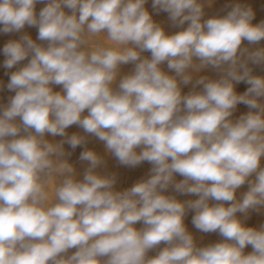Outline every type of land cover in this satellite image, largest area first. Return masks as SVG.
<instances>
[{
    "label": "clouds",
    "instance_id": "clouds-1",
    "mask_svg": "<svg viewBox=\"0 0 264 264\" xmlns=\"http://www.w3.org/2000/svg\"><path fill=\"white\" fill-rule=\"evenodd\" d=\"M37 3L45 0H0V32L36 26L46 42L23 35L2 50L6 69L30 59L11 73L15 95L0 110V264H264V226L246 227L236 215L264 206V76L249 67L264 64V48L241 47L264 40V22L254 25L253 10L239 3L205 20L202 0H152L175 25L187 22L166 35L147 0H46L38 14ZM129 63L134 70L114 89ZM208 67L221 77L200 76L182 94ZM241 81L249 87L237 94ZM241 103L250 111L233 121ZM74 124L121 165L150 163V176L117 191L114 176L95 171L101 157L85 149L79 159L88 167L77 179L64 149L86 143L66 132ZM170 185L198 199L163 194ZM188 210L198 231L223 241L198 247L184 224Z\"/></svg>",
    "mask_w": 264,
    "mask_h": 264
},
{
    "label": "rangeland",
    "instance_id": "rangeland-1",
    "mask_svg": "<svg viewBox=\"0 0 264 264\" xmlns=\"http://www.w3.org/2000/svg\"><path fill=\"white\" fill-rule=\"evenodd\" d=\"M46 3V0H45ZM45 3H37L35 8L36 12H38L42 6ZM41 4V5H40ZM69 14H70V10ZM158 23L165 31L166 35H172L174 32H179L184 30L188 25L187 22L183 26H173L175 25L170 19H167L166 21H163L161 23ZM0 53H3V47L7 42H4L7 40H19L23 35H29V36H38V27L36 26H28L25 25V27L20 30L19 32H12V33H2L0 32ZM12 35L14 37H12ZM4 36V37H3ZM3 38V39H1ZM36 40V39H35ZM8 41V42H9ZM251 51V49H249ZM146 57L150 58V52L145 53ZM6 59V58H5ZM4 59V60H5ZM28 59H25L24 61L19 62L20 65H26L28 63ZM2 64H0V67ZM5 68V67H4ZM6 69V68H5ZM9 70V69H6ZM134 70V64H124L119 67V76H117V81L113 85V88L116 89L119 79L123 77L126 74L131 73ZM256 72V71H254ZM253 75H257V73H253ZM258 76V75H257ZM235 91L237 94H243L249 85L242 81L241 83L234 84ZM182 88V94H187L190 91L193 90V87H190L189 85H181ZM197 91V89H195ZM53 91L54 92H62V86L59 85H54L53 86ZM7 92H11L7 89V85H2L0 86V94H5ZM7 104L4 102L0 101V110L3 109ZM250 109L244 105V104H238L236 106V109L234 110L232 116L230 119L233 121L237 120L241 115L246 114ZM87 110L83 113V115H87ZM17 122H19V118H17ZM66 132L68 135L72 134H77L80 136H84L86 138V143L84 145L78 146L75 149H72L67 143L64 144V149L66 153H70V155H67L65 158L68 160L70 164L73 165L74 170H75V176L77 179H82L83 175L85 173V170L87 169L88 165H84L82 161L79 159L80 154L82 151L85 149L92 150L97 153L98 156L101 157L102 163L100 166L97 167L95 170L98 174L100 175H109V176H114L116 179V183L114 185L115 190L117 191H123L126 189L131 188L134 184L137 182L147 179L150 176V170L152 165L148 162H142L140 165L135 166V167H128L121 165L119 161L107 151L104 142L100 141L98 138L95 136H92L90 134H87L84 132L82 128H80L78 125H72L68 129H66ZM23 134V133H21ZM46 139H48L50 142H59L60 140L63 139V137L57 136V137H52L49 134H46ZM95 139L96 142L93 143L92 140ZM141 149L138 148L137 151L139 152ZM261 167H264V157L261 158ZM253 177H250V179H253ZM183 179L182 176L180 175H175L174 176V181L179 182ZM53 184V188H54ZM249 190V184L246 182L244 185H242L240 188L237 189L236 191V198L241 199L243 197V194L246 193ZM168 196H173L177 200L183 202L187 200H195L198 199L197 195L193 194H180L175 191L174 186L170 185L169 188L163 193ZM210 205L211 204H216L218 202L216 201H209ZM225 206H229L228 203H225ZM195 214L194 210H188L185 217H184V224L189 233H191L194 237V241L198 247H204L208 246L210 244H215L217 242H222L223 237L218 233V232H212V233H203L201 231H198L192 223V218ZM237 217L242 221V223L246 227H253L256 229H259L261 226H264V206H260L255 209H250L247 213H237ZM135 227L137 229H141L144 227L142 222H137ZM166 245L162 242L159 246H157L154 249L149 250L147 253V256L149 258L156 256L161 249H163ZM76 249H70L68 252V255H71L74 253ZM253 251L251 245L246 246L244 249V254H249Z\"/></svg>",
    "mask_w": 264,
    "mask_h": 264
},
{
    "label": "crops",
    "instance_id": "crops-1",
    "mask_svg": "<svg viewBox=\"0 0 264 264\" xmlns=\"http://www.w3.org/2000/svg\"><path fill=\"white\" fill-rule=\"evenodd\" d=\"M237 3H239L245 7H250L253 10L254 18L252 20V23L254 25L264 22V0H202L203 10H204V16L202 17V19L206 20V19L212 18V17H222V16L226 15L227 12L231 10V7ZM41 6L43 8L45 6V4L41 5ZM145 8L152 15V18L155 22L161 23V22L169 19V14L167 12L157 11L156 9L153 8L152 0H147V3L145 4ZM39 11L37 12V14L39 13ZM65 11H68V9H65ZM173 26L177 27V25H173ZM0 27H2V25H0ZM173 34H175V32ZM30 37L33 40L36 39L37 43H41V44L46 46V42L37 40L36 36L35 37L30 36ZM1 39H3V38H1ZM3 41L8 42L9 40L5 41L3 39ZM243 42H245V41H243ZM243 42L241 45L242 48H248L251 50H256L258 48H264V44L263 45H251L248 42H247L248 44H243ZM145 53H146V51L141 53L142 57H146ZM5 58H6L5 55L3 53H0V64H2V66L0 67V86L7 85V83L9 82L11 73L24 66V65L22 66L18 63L17 65L13 66L12 69L6 70L4 68V61H5L4 59ZM249 67L252 68V72L254 74L257 73L258 76H264V64L257 65V64H252L250 62ZM161 68L163 71H165L169 75L175 74L174 72L170 71L167 68L166 62L161 65ZM254 71H256V72H254ZM119 75L120 74H118V76ZM221 75H222V73L218 69L208 67V68L200 70L199 72H194L193 73V81H192V83H190L188 85L190 87H193L195 80L198 79L200 76H205L208 79L216 80V79H219L221 77ZM241 82H239V83H241ZM234 84H238V83L234 82ZM195 89H197V91H200L202 89V86H196ZM14 95H15L14 91L7 92L5 94H0V101L8 104L10 97H12ZM92 142L95 143L96 140L93 139ZM82 163L86 166L88 165L87 161H82Z\"/></svg>",
    "mask_w": 264,
    "mask_h": 264
},
{
    "label": "bare ground",
    "instance_id": "bare-ground-1",
    "mask_svg": "<svg viewBox=\"0 0 264 264\" xmlns=\"http://www.w3.org/2000/svg\"><path fill=\"white\" fill-rule=\"evenodd\" d=\"M1 36V35H0ZM4 37V36H3ZM12 37H14L12 35ZM243 44H248L247 41L243 42ZM264 44V40H261L260 42H258L257 44H251V45H263ZM245 46V45H244Z\"/></svg>",
    "mask_w": 264,
    "mask_h": 264
}]
</instances>
